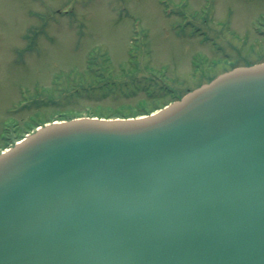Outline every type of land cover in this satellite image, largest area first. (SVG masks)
<instances>
[{"label": "water", "instance_id": "obj_1", "mask_svg": "<svg viewBox=\"0 0 264 264\" xmlns=\"http://www.w3.org/2000/svg\"><path fill=\"white\" fill-rule=\"evenodd\" d=\"M0 264H264V62L0 153Z\"/></svg>", "mask_w": 264, "mask_h": 264}, {"label": "rangeland", "instance_id": "obj_2", "mask_svg": "<svg viewBox=\"0 0 264 264\" xmlns=\"http://www.w3.org/2000/svg\"><path fill=\"white\" fill-rule=\"evenodd\" d=\"M261 60L264 0H0V131L36 108L52 121L104 113L115 101L154 111L171 99L151 100L146 85L132 99L95 95L56 112L45 108L74 86L158 78L182 94L226 68Z\"/></svg>", "mask_w": 264, "mask_h": 264}, {"label": "trees", "instance_id": "obj_3", "mask_svg": "<svg viewBox=\"0 0 264 264\" xmlns=\"http://www.w3.org/2000/svg\"><path fill=\"white\" fill-rule=\"evenodd\" d=\"M250 63H253V62H248L245 64H250ZM89 70L91 72L93 71L94 74H96V72L99 69L98 68L92 69L89 67ZM129 80H130V82H125V81H123V82H115V81L114 82H108V81L104 80L101 82L99 81L98 83H95L94 85H82V86H80L81 90H78V92L76 91V89H78L79 87L74 86L73 91L65 92L57 98V102L54 103V105H56V106L53 107L48 102H45L44 105H45V108H50L52 112H56V111L61 110L63 108L75 107L79 101H82V99L85 101L86 97H90V96L92 97L95 95H99L98 98L101 97L103 99H106L110 96L109 99L113 100V98H114V101H115L116 98H123V99H124V97L130 98V97H132V95L137 94L139 91L143 92L144 90L141 91L140 89H142L146 85H149L153 88L152 90H149L147 92L148 97L151 98V100H155L156 98H162L163 96L170 95L171 99H169L167 101V103H168L171 100L179 97V93H178L177 89L174 90L172 88H169L167 85H165L163 83L161 85H159L161 82L159 83V81H157V80L155 81V83H153V81L151 79H148V78H147V81H149V82H147L146 79L145 80L144 79H137L138 81L135 82L136 84L132 83V79H129ZM145 81H146V83H145ZM156 87L158 89L154 90V89H156ZM130 99H132V98H130ZM40 100L41 99L38 98V99L34 100L32 103H31V101L25 102V104H23L21 106V108H23V107L25 108L28 105L30 108V106L33 103L36 104ZM49 100L55 101L52 98H49ZM115 102L117 103L119 101H115ZM115 102H114V104H112L114 106L106 107L108 109L107 112L101 113L100 111H97L95 113V115L103 116V117H130V116H136L137 117V115L147 114V113L151 112V111L145 112V110H147V106L150 104L138 103V105H136L137 103H134V105H133L132 101L120 102L118 104H116ZM167 103H165V104H167ZM157 108H160V107H157ZM85 109H88V107ZM89 111L91 112V110H89ZM30 112L31 113H29L30 115H28V116L32 117L34 115L35 116L34 118L28 119L29 118L28 117L27 119H25L21 123H19L17 120H15L16 122L12 123L9 126H7L9 123L4 124L2 131H0V144L4 148H5V146L12 144L15 140L20 139L23 135H25V133L34 130L38 125H43L46 122H49V120H44L43 118H41L42 116L41 117L38 116L40 114L42 115L41 108H36L34 111H30ZM90 112H88V113L90 115H92L93 113H90ZM60 117H62V116H60ZM70 118H72V117L69 115H65V116H63L62 119H70ZM58 119H60V118H58ZM12 121H13V119L11 120V122Z\"/></svg>", "mask_w": 264, "mask_h": 264}, {"label": "bare ground", "instance_id": "obj_4", "mask_svg": "<svg viewBox=\"0 0 264 264\" xmlns=\"http://www.w3.org/2000/svg\"><path fill=\"white\" fill-rule=\"evenodd\" d=\"M58 121V120H57Z\"/></svg>", "mask_w": 264, "mask_h": 264}]
</instances>
